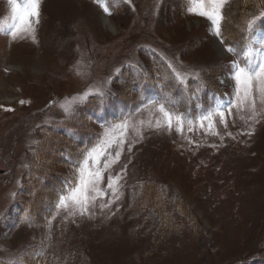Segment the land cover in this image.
Returning a JSON list of instances; mask_svg holds the SVG:
<instances>
[{"label": "rangeland", "instance_id": "374dc122", "mask_svg": "<svg viewBox=\"0 0 264 264\" xmlns=\"http://www.w3.org/2000/svg\"><path fill=\"white\" fill-rule=\"evenodd\" d=\"M245 2H238L233 17L240 16L241 6L250 8ZM188 6L187 0H41L35 40L13 41L0 34V259L5 264L20 261L29 248L35 255L27 252L23 264H238L264 259V105L254 85L259 122L252 123L247 111L236 108L225 112L227 129L215 118L220 135L206 131L207 122L203 128L195 122L209 106L233 99L229 70L212 71L223 70L234 57L221 53L225 45L210 33L209 22L188 13ZM261 8L264 2L252 13ZM10 15L11 6L0 0V20L10 22ZM261 28L258 23L256 34L264 37ZM166 59L200 71L206 87L196 92L191 79L188 87L176 85ZM109 77L103 99L90 95L74 106L72 117L77 118V107L90 103L80 118L96 132L87 148L104 138L105 127L129 115L133 123L145 121L138 125L143 138L131 151L126 143L113 166L112 175L127 166L121 199L110 210L95 209L92 218L66 219L54 203L74 175L73 164L85 144H76L57 165L66 180L56 187L43 179L25 192L27 169L39 162L35 145L47 139L45 129L68 125L60 105ZM128 81L125 101L131 104L125 105L118 82ZM162 92L192 114L193 130L187 124L182 133L175 127L170 132L148 127L154 116L140 110L141 102ZM127 136L135 137V129L129 127ZM41 151L54 155L46 147ZM108 175L102 184L106 191Z\"/></svg>", "mask_w": 264, "mask_h": 264}, {"label": "snow or ice", "instance_id": "6c2138e0", "mask_svg": "<svg viewBox=\"0 0 264 264\" xmlns=\"http://www.w3.org/2000/svg\"><path fill=\"white\" fill-rule=\"evenodd\" d=\"M11 6L10 22L0 20V34H6L13 41L25 39L29 36L35 40L34 24L39 23L40 3L41 0H7ZM187 12L206 18L209 22L210 33L218 38L221 45H225L222 51L232 54L234 59L229 65L227 79L233 81V99L227 103H217L209 106L205 111L195 117V122L203 128L207 122L206 131L212 135H220L216 129V117H219V123L224 129L228 128L225 120V112L231 114L232 109H243L249 113L248 120L252 123L259 122L257 117L256 100L253 97L254 85L257 86L259 93V101L264 105V37L257 36L256 28L258 23L264 31V8L258 13L245 14V18L241 22V44L239 47L235 45H227L224 37L223 24L226 19L224 9L229 4V0H187ZM104 11L109 12V8L104 6ZM155 51V50H153ZM168 69H170L171 80L179 86L188 87L189 80L197 83L196 92L201 87H206L201 72L190 69L178 60L166 59ZM121 70L116 69L119 73ZM81 75L80 72L77 73ZM147 76V73H141ZM111 83V77L101 82L97 86H90L83 94L73 97L71 101H67L60 105L62 111L67 118H71L75 113V105L84 102L90 95H96L103 99L108 94L107 84ZM224 83V80H221ZM196 93L193 92V96ZM23 103V101H21ZM142 110H148L154 116V121L147 122L148 127L158 131H171L173 127L177 132H183L185 124L188 130H193L195 123L192 114L180 110V102L166 93L158 96L150 97L141 102ZM145 121L141 120L133 123L131 115L123 117L119 123H113L105 127L104 138L91 148L81 150L76 162L73 164L74 175L66 181L62 186L54 203L57 214L63 212L65 218L76 216H88L92 218L95 215V209L99 208L101 212L110 210L112 205L121 199L123 184L126 174V165L120 172L112 175L113 166L119 163L120 157L124 151V145L127 143L128 151H131L132 145L142 139L143 135L138 125H143ZM103 127V125H102ZM132 127L136 131V136L129 139L127 131ZM232 136L231 132L226 133ZM251 135V132L246 133ZM234 138V137H233ZM105 173H109L107 177V185L102 187ZM141 187H143L141 185ZM13 195H16L15 193ZM108 197V199H105ZM119 209L117 208V211ZM3 217H0L2 219ZM55 217H53L54 219ZM25 223H30L28 219ZM34 249H25L20 261L13 264H23L24 256L27 252ZM42 254V252H41Z\"/></svg>", "mask_w": 264, "mask_h": 264}, {"label": "trees", "instance_id": "16d2710c", "mask_svg": "<svg viewBox=\"0 0 264 264\" xmlns=\"http://www.w3.org/2000/svg\"><path fill=\"white\" fill-rule=\"evenodd\" d=\"M240 0H234L230 6L228 7V10L225 12V21L223 24V30H224V37L227 45H237L240 46L241 44V22L245 18V16L242 15V13L245 14H251L259 5L260 2H264V0H246V5H250V8L247 9V7L241 6V13L240 16L233 17V14L237 12L236 7ZM244 14V15H245ZM230 65V64H229ZM229 65H226V67L223 70L214 72V74H219L221 71H228ZM120 85V84H119ZM121 92L122 100H127V88L130 87V82L121 83ZM77 123L75 125V128L81 132H89V129L85 123L75 122ZM92 131V130H91ZM94 134L95 132L92 131ZM47 139H44V141H41V143L38 146V149L36 151L37 158L39 159V162H34L35 165H29L27 169V174L30 175L28 178V183L26 185V190H30V185L32 183L38 184V180H47V183L53 185V187H56V185H59L61 181H65V175L61 173L59 170H57V165L63 164L64 159H62L59 154L61 152H66L70 154V152L74 151L75 149V143L71 140H67L65 137L62 136V134L58 131H49L47 133ZM82 138H86V135H83ZM52 149L54 152V155H44L41 149L44 148ZM34 167V168H33ZM46 183V184H47ZM232 264V263H231ZM234 264V263H233Z\"/></svg>", "mask_w": 264, "mask_h": 264}, {"label": "bare ground", "instance_id": "6f19581e", "mask_svg": "<svg viewBox=\"0 0 264 264\" xmlns=\"http://www.w3.org/2000/svg\"><path fill=\"white\" fill-rule=\"evenodd\" d=\"M104 21L106 22V24H108V25H109V27L111 26L112 28H114V25H113V23H112L111 21H109V19H107V18H104ZM221 53H224V52L222 51Z\"/></svg>", "mask_w": 264, "mask_h": 264}]
</instances>
